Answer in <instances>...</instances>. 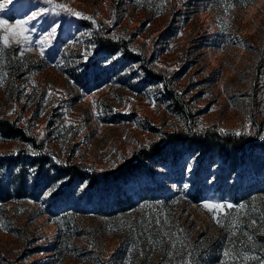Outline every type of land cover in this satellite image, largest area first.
Returning a JSON list of instances; mask_svg holds the SVG:
<instances>
[{"label": "rangeland", "instance_id": "obj_1", "mask_svg": "<svg viewBox=\"0 0 264 264\" xmlns=\"http://www.w3.org/2000/svg\"><path fill=\"white\" fill-rule=\"evenodd\" d=\"M0 6L9 25L28 21L27 40L0 42V118L31 139L0 135V158L20 156L24 163L15 172L20 194L0 199V264H193L188 245L199 232L223 239L247 224L250 238L264 234V194L241 190L264 182V0H0ZM33 13L41 15L29 20ZM96 36L124 41L140 60L102 52ZM205 130L245 136L254 147L241 148L235 172L215 153L167 150L143 173L95 189L51 171V164L68 162L109 170L163 132ZM37 157L49 161L41 172L27 164ZM125 197L140 199L132 206L138 208L114 218L94 214ZM204 201L236 207L225 208L218 224L200 206ZM64 207L90 213L73 216L80 236L52 217ZM142 207H153L157 219L139 227ZM216 253L236 259L221 248Z\"/></svg>", "mask_w": 264, "mask_h": 264}, {"label": "trees", "instance_id": "obj_2", "mask_svg": "<svg viewBox=\"0 0 264 264\" xmlns=\"http://www.w3.org/2000/svg\"><path fill=\"white\" fill-rule=\"evenodd\" d=\"M95 42L100 50L107 54H118L126 53V57L139 61L140 58L133 55L128 49L124 41H112L109 38L97 37ZM0 135L5 138L18 139L24 143L31 142L23 130L16 127L12 122L7 119L0 118ZM245 136H235L232 134H220L214 130H205L203 132L188 133L185 131L175 132H163L158 141L150 143L146 147L135 149L132 151L128 158L122 159L112 169L93 172L84 169L77 163H66V164H51L52 169L55 173V179H67L68 183L73 181H79L81 183L87 182L90 188L95 189L100 185H105L115 182H124L130 179L132 176L143 173L148 163L156 158L165 157L167 150L179 149L181 153L188 151L191 153L209 152L215 153L221 157H224L225 163L228 166V170L235 172L238 164L239 151L243 146L254 147L253 144H248L250 141H245ZM261 146V145H260ZM261 154L264 153V145L261 146ZM20 156L15 157H4L0 158V199L2 197H9L10 195L17 196L22 191V180L19 179V174L15 173L21 168L23 171L24 164ZM31 167L36 168L39 172L43 171L45 166L49 164L46 157L30 159L27 163ZM25 164V165H27ZM2 172L9 173L6 181H2ZM48 173V172H47ZM47 176V174H46ZM242 191L252 192L255 191L257 194H264V182L250 183L248 185L241 186ZM140 199L134 200L131 197H125V199H117L112 207L104 210H97L94 214L103 215L106 218H114L117 215H125L138 207H132L140 203ZM143 215L134 220L136 226L149 222H155L157 214L152 211L153 207H142ZM157 208V207H154ZM164 210L162 208H157ZM168 209V208H167ZM78 214H90L87 211L79 209H71L70 207H64L59 211L52 214V217L62 222V226L66 227V231H73L80 236L82 232L78 231V226L75 224L74 215ZM166 221H169L170 215L166 213L163 215ZM140 219L142 221H140ZM186 221L187 219L184 218ZM56 224L58 222L56 221ZM152 224V223H150ZM59 227V225H58ZM248 226L235 225L224 234L223 239H219L218 236L207 235L204 231L197 234V238L193 239L188 247L192 251L194 262L193 264H258L264 263V234L261 236L253 235L252 238L247 234ZM78 231V232H77ZM72 234V233H71ZM157 235V234H156ZM185 244V243H184ZM222 249V252H229L231 261L224 260L222 257H218V249ZM257 253L256 258L252 254ZM245 255H248L245 257ZM247 258L246 261L242 260ZM251 259V260H250ZM226 261V262H225ZM162 260L160 264L164 263Z\"/></svg>", "mask_w": 264, "mask_h": 264}, {"label": "snow or ice", "instance_id": "obj_3", "mask_svg": "<svg viewBox=\"0 0 264 264\" xmlns=\"http://www.w3.org/2000/svg\"><path fill=\"white\" fill-rule=\"evenodd\" d=\"M47 2L51 3V0H47ZM2 7V6H0ZM54 7L56 8H64L63 4H59V5H55ZM230 7V6H229ZM67 10V9H65ZM41 15V13H33V15L31 17H29V20L35 19L37 16ZM74 15H76L77 17H80L81 14L80 13H74ZM28 21L25 20H20L17 21L15 25H9L6 21L4 20H0V28H3L5 31V35L0 36V42H3V44L5 46H7L8 41H9V36H12L13 38H19L22 40H27L28 37L26 35H24V33L26 31H28V29L26 28ZM56 27H58V25L54 26L51 31L48 33L47 38L50 39L55 35V31H56ZM236 135H240L239 132L236 133ZM55 189H53L54 191ZM50 194V193H49ZM203 209L207 210L211 215V218L213 220H215L218 224L220 223L219 220V216L224 214V210L225 208L227 209H232L236 206H234L231 203H220V202H211V201H204L201 203L200 205ZM240 208H243V205L238 206ZM229 252H225V256L229 255Z\"/></svg>", "mask_w": 264, "mask_h": 264}]
</instances>
